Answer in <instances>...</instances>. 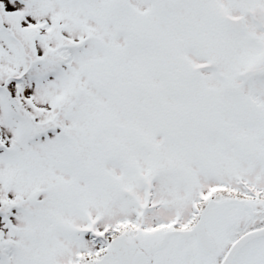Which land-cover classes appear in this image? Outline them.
Returning a JSON list of instances; mask_svg holds the SVG:
<instances>
[{"label":"snow or ice","instance_id":"1","mask_svg":"<svg viewBox=\"0 0 264 264\" xmlns=\"http://www.w3.org/2000/svg\"><path fill=\"white\" fill-rule=\"evenodd\" d=\"M0 264H264V0H0Z\"/></svg>","mask_w":264,"mask_h":264}]
</instances>
